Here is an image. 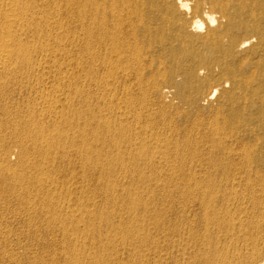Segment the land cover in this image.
Segmentation results:
<instances>
[{"label":"rangeland","instance_id":"1","mask_svg":"<svg viewBox=\"0 0 264 264\" xmlns=\"http://www.w3.org/2000/svg\"><path fill=\"white\" fill-rule=\"evenodd\" d=\"M25 1H27V0H25ZM28 1H30L29 2L30 4L31 3L36 4L39 2V0L38 1L37 0H35V1L28 0ZM96 1L99 2L100 4H102L103 2L106 3L108 0H96ZM130 1L133 4H134V2H136L139 5L141 10L144 9L148 13L153 11L156 13L160 12V13H163L165 15H168V13H170L168 11V7L174 6L173 0H144V1L143 0H136V1L130 0ZM130 1H128V2H130ZM217 1L218 0H216V1H214V0H189L191 9L196 10V16L199 17V19H202V13L203 12L209 11V12H214L220 18V22H219V24H216V25L215 24L210 25L202 19L206 23L207 28L204 29V31L202 30L200 32L199 31L196 32V30H194L193 32H191V36L186 38V41H185L186 43H181L177 40V36H178V34H177L178 28L177 27L180 25L179 20L182 18V15L180 14L181 12H179L175 7H174L175 10L171 12V17L169 18L170 19L169 28L165 32L168 36L164 40L163 43H161L160 39L151 40L147 36H145V37L142 36L140 38L141 40L137 44V45H139L137 47L138 56H139V53L141 52L140 57H139L140 60L143 62L145 61V63L148 64L151 62L150 60L152 57V59H153L152 61H154L153 67L151 69L147 68L145 74L149 73V75H150V70L162 71V72L167 71V77H166L167 81L166 82L162 81L163 83L161 82V87L162 88H168L171 91V96H169L168 98H163L157 92L155 93V92L148 91V89L146 87H145V89L147 91H145V92L139 91L140 92L139 93L138 91H136V90H140V88L138 87L139 85H137V89L133 88V91L131 93V96L134 93L136 95V96L133 95L131 97L133 99V101H131L132 104L136 102L135 103L136 105L134 104L135 109H137L136 113H135V115L131 114V116H129L128 119H122V120H120L121 118L119 117L120 116L119 112L124 111L125 106H127V105H121L120 101L118 99L122 95V94H120L122 92L120 90H122V88L124 89V87H123L124 85H122L123 83H125V81H123L124 79L121 76L119 77L118 75H115V74H113L114 76L111 75L110 78L107 77V75L105 76L103 71H100V68L98 67L99 64H96V68H95V66H94L95 63L92 62L93 60H91V61L88 60V62L87 61L84 62V65H82V66L85 67V69L83 67H81L83 69H81L79 67H78V69L77 68L75 69V67H74L75 63L80 58V56L85 54V53H81V48L79 47L80 43L78 42V39L76 37V35L79 36V34H78L79 31L78 30L75 31L77 29V28H75V26L77 27L76 17H77V14L79 13V7L77 5H75L74 7L70 6V8L68 9V5L65 3V0H56V1H50V2L46 1L45 7H43L44 10L40 11L39 15L34 16L35 18H33V19L31 18L32 16L29 17V20H30V21L28 20L29 22L35 20L32 23L33 24L32 26L34 28L31 27L32 29L31 28L30 29L28 28L29 30L27 29V31H28L27 36L24 39L26 42L28 41V44L30 45V43L32 44L31 41H33V39L36 38V39H34L35 44L33 43L31 45V47L32 48L34 47V49H30L31 47L28 45L30 47L29 49L31 51L36 50L35 51V53H36L37 51L39 52L40 50H42L44 48V46H47V48L49 49V52L52 54V59H51L50 64L47 66V68L44 69V71L35 73V77L32 80L30 77L31 75L27 76V72L30 71L31 68L29 69L24 64L20 65L21 69L24 67L22 69L23 71L26 68L25 71H27V72L24 75H20V74H17V76L13 75V74L10 75V73H7L6 71L3 72V70H0V74H1L0 75V139H1L0 140V144H1L0 145V147H1L0 148V153H1L0 158L2 157L0 159V161H1L0 166L3 169L2 171L0 169V264H68V263L70 264L72 262H73V264H75V263L76 264H89V260H90L91 264H101V262H102V264H164L163 249L165 247V239H164L162 234L164 232L165 222L162 218L163 217L162 212L164 209V207H163L164 203L162 200L163 198H161V196H162L161 193H163V190L161 188H163L165 183H167V182L164 183V181H166V179L169 178V180H170V176H172L174 174L175 175L180 174V176L185 175V176H191V177H192V175H193V177H195L197 175L196 177L209 178L211 176L210 178H213V177L214 178L215 177L216 178H219V177L223 178L224 173H226L228 175V173H227L228 171H229V174L231 173V175H233L235 172H232V171H235V169L237 171L236 173L238 175H240V174H242L241 173L242 169L239 167V169H240L239 170L237 168L238 165L239 166H243V164H244V166L247 165L246 164L247 162L245 160L246 158L245 159L242 158L243 160L241 161V159L238 156L239 154H241L240 151H242L244 149L242 147H245V149L248 150L250 156H253L250 158H252L254 161H252V159L249 158L251 161V162L249 161L251 163L250 166L252 165V162H253L252 168L250 167L253 171V174H255V172L258 171V172H261L262 175H264V153H263L264 152V71H263L264 70V41L260 42L259 40H257L255 43H253V46L247 47L243 51L238 50L235 54H233L232 56H229L225 53L224 48L217 46V45L213 46V47L205 46L202 43V41L200 40V38L204 37V35L207 34L208 30H216V29H219L220 31L224 30V28L229 24L230 17L235 18V16H238V20L242 21V25H240L241 27L238 26L239 28L236 30L237 39L242 40V38H244L246 35H248V33H249L247 31L248 26L252 25V24L255 25L257 23L261 27V29H263V31H264V8H263L264 3L258 4L255 2V0H219L218 3H217ZM72 4H74V2H72ZM216 4H217V6H216ZM226 6H227V8H226ZM56 8H59L60 13L59 14L55 13L54 15L51 16L50 15L51 12L53 13V10H55ZM67 10L70 11L69 17H67L65 15V12ZM252 11L253 12L255 11L256 14L252 15ZM172 13H173V15H172ZM185 13L188 14L186 11L182 12V14H185ZM36 19H37V21H36ZM254 19H256V20H254ZM38 27L40 28L41 32L38 30L39 29ZM73 29H75V30L73 31ZM29 31L31 33H29ZM37 32L39 33V37L37 36L38 35ZM73 32H75V35ZM72 34H73V36H72ZM40 36L42 38H40ZM74 36L76 38H74ZM38 38H40V39H38ZM29 40H31V41L29 42ZM37 41L38 42L40 41V42L38 43ZM95 45H97V46H95ZM42 46H43V48L40 49V47H42ZM85 47H87L91 51L93 50L92 51L93 53L97 52L96 53L97 56H100V55L102 56L104 54V51H105L103 48H101L98 45V43L95 40H92V43L91 42L88 43V46L85 45ZM91 47H92V49H91ZM150 47H151V49H150ZM96 48H97V50H96ZM138 48H139L140 52H138L139 51ZM35 53H34V55H36ZM106 53L107 52L105 51V54ZM33 60H35V59H33ZM80 60L84 61V60H86V58L80 59ZM250 60L253 64H251L252 66H250L246 69V71H248V73L245 70H239L238 69V67L240 66L239 65L240 63L248 62ZM83 61H82V63H83ZM160 61L163 63H161ZM33 63L35 64L36 60ZM85 63H88L86 65H88L89 67H87L85 65ZM89 64L93 67H91ZM161 64H163V65L161 66ZM159 65H160V68L158 67ZM164 67H166L167 70H163ZM90 68H91V70H90ZM92 69H94V70L96 69V70L94 71ZM253 69H255L256 72ZM84 70L85 71L87 70L89 72L92 71V72L87 74ZM253 71H254V73H252ZM232 72H234L236 74L235 77L232 74ZM72 73L75 74V79H78V80H76L74 82L72 89H70L71 88L70 84L72 83L70 81V77H71ZM189 73H191V74H189ZM92 74H94V76ZM252 74L253 75L256 74V75L253 77ZM25 75H26V77H25ZM76 76H77V78H76ZM117 76H118V79H116ZM250 76L252 79L250 78ZM106 77L109 78V80ZM114 77H116V78H114ZM156 77H158V76H156ZM29 78H30V80H29ZM243 78H248L249 81H252L248 87H243L245 85L243 83L240 87L234 84L235 81H237L239 79L241 80ZM161 79L162 78H160V80ZM94 80H95V82H94ZM146 81L147 82H145V83L148 85V80H146ZM97 82H99V83H97ZM221 83H222L223 88L220 90L219 94L215 97V99H213L211 102H208V103L202 101L204 95L209 91L212 84L214 85V84H221ZM104 84L105 85L108 84V85H106V88H105ZM119 86H120V88H119ZM125 86H126V84H125ZM107 87L110 90L107 89ZM40 89L41 90L43 89L45 94H48L47 92H49V94L51 95L50 96L51 101L54 102L55 106H59V110L62 111L60 114H58L56 116H55V114H52L53 116L48 115V114H50L47 112V110H48L47 106L49 105V103H47L45 105L43 103V101L41 100V98H39L37 91ZM69 90H71V91L69 92ZM82 90L84 92H82ZM112 90L117 95L113 94L114 95L113 96ZM55 94L57 97L55 96ZM74 95H76V96H74ZM84 97H85V99H84ZM114 97H115V99H113V101L115 100L116 103H114L111 99ZM70 98H72V100L75 102L74 106L76 105L75 107H77V108L74 107L72 109V111L68 112L69 111L68 106H69V102H70L69 99ZM101 98L103 99L102 102H101ZM151 98H153L154 103H151L153 101L149 102L150 100H152ZM162 98H163V101H162ZM146 100L149 104L144 103V102H146ZM84 101H85V103H84ZM111 101L113 103H111ZM159 102H163V103H161V105H160ZM245 102H246V104H245ZM141 103H143L144 105ZM162 104H164V105H162ZM145 105H149V106H146L147 107L146 109H148V107L150 108L147 110V113L145 112L146 111L145 108H142V106L145 107ZM201 105H202V107H201ZM80 106H81V108H80ZM115 106H116V108H115ZM120 106H121V108H120ZM137 106H138V108H137ZM161 106L163 109L165 108V110H162V112H160ZM79 108L81 111L79 110ZM119 108H120V110H119ZM151 108H152V111H151ZM74 109H75V111H74ZM157 109L160 111L158 112ZM240 109L242 110V112ZM93 110H94L95 114H94ZM215 110H216V112H215ZM79 111L82 114H80ZM116 111H118V112H116ZM148 111L149 112L151 111L150 113H152V116ZM177 111L179 112V115H178ZM73 112H75V113H73ZM142 112H143V114H142ZM137 113L139 116L136 117ZM216 113H217V115H216ZM46 114L48 115V118H47ZM71 114H73V116H76L75 118H76V120L78 119L77 120L78 123L75 122L76 120H75V118H73V116ZM115 114L117 116L118 115L119 116L115 117L116 116ZM147 114H148V117H145V115L147 116ZM79 115H81L79 118H81L82 116L84 118L82 117L81 119H79L77 117ZM143 115H144V119H143L144 121H142L143 123H141V122H139V120L140 121L142 120ZM62 116H63V118H62V120H60ZM97 116H99L100 118ZM132 116H133V118H135V117L136 118L140 117V118L135 119L136 120L135 121L132 118ZM150 116H151V121H150V119H148V118H150ZM210 116H211V118H210ZM217 116H218V118L221 116L220 117L221 119L219 118L220 120H218ZM67 117L68 118L70 117L71 119H73V121L75 123L80 124L79 127L76 124V126L78 127L77 128L75 126V123L72 122L73 125H71V126H72V128L74 127L75 131L79 128L81 129V127H82L81 130L85 129L84 135H86L89 132L87 135H90L89 136L90 140H89L88 136L86 135L87 139L83 137L82 140L79 139L80 140L79 142H82V141L85 142L86 140H89L88 141L89 143L95 144L94 146H93V144H91L93 147H95L94 149L91 148L90 146L88 147V148H91L90 150H92V153L94 151L96 152L99 150L101 152V154L103 155V157H102V155L99 154L100 152L99 151L97 152L96 155L101 156L100 159L102 158L100 160L97 156L94 155L95 152L93 154L91 153L92 155H90L89 154L90 150L87 149V153H88V155H90V157L88 156L89 158L86 160L87 163H88V160H91L94 157V160L92 159L91 161H89V162H91V164L88 163V165L90 166L89 170H88V168H86L88 166V165H86L87 164L86 161L84 163L78 154L81 151V150H78L79 149V147H78L79 142H77L78 139L75 140V142L77 143L76 144L75 142L73 143L72 141H67V140H63V139L61 141L59 139L60 136L59 137L57 136L58 132H59V134L61 132L62 133L63 132L64 133L65 132L70 133L71 135L73 134V131L68 130L70 128L67 129L66 125L64 126L65 129H63V128H61V127H63V125L58 124V122L59 123L63 122L64 119H66ZM94 117L96 119H94ZM130 117L132 118L131 120H130ZM228 117H229V119H228ZM33 118L35 121H37L36 124H39V125H41V123L43 124V120H44V124L46 123L45 128L49 131L51 130V132L53 130L54 131L52 134L53 137L55 135L53 142H52L53 144L51 143L52 145H50L51 148H49V147L43 148L38 144L36 145V148L33 146H30L31 152H33L32 151L33 149H37V147H38V149L40 148V150H38V149H37L38 151L34 150L35 153L34 152L32 153V154H36V158L39 155V157H38L39 162L37 161V159H36V162H34L35 159L32 161V163L33 162H34L33 164L36 163V165L38 167L36 165L35 166L37 168H39L37 170V168L35 167L37 172H36V170H34L35 168H34L33 164H32V166L23 165V167L21 168V164H23L21 158L19 159V157L21 156V149H19V150L17 149L18 147L19 148H21V147L17 143V141H15L16 140L15 139L16 137L14 135L15 132H12V130L15 131L14 128H16V126L18 125L17 123H19V126H17V128L22 126V128H19V130L20 129L22 130L23 128L28 129L30 124H34V123H31L32 121L34 122ZM45 118H46V120H45ZM38 119H40V120L43 119V120L41 123H38ZM51 119H54V120L56 119L57 121L54 122V120L52 121ZM100 119H102L103 123L101 122ZM104 119H105V121H107V119H108V123L110 121H112L111 123H109V126H110V128L108 127L109 131L108 130L107 131L109 133L111 132L110 137H112L113 142H111L112 139H110V142H108L109 141L108 139L110 137L108 136L109 133L106 132L107 127L105 126V125H108V123L105 122V124H104ZM146 119H148L150 121V124H152V126L149 124V121H147ZM21 120H23V121L20 122ZM40 120H39V122H40ZM90 120L94 121V122L89 123ZM95 120H97V125H95L96 124ZM114 120H116V121H114ZM124 120L125 121L127 120L126 125L124 124L125 123ZM83 121L84 122L87 121V122L84 123ZM99 121H100V123H99ZM119 121H120L121 125H123V126H119L120 125ZM170 121L173 123H170ZM14 122L15 123L17 122V123L15 124ZM130 122L132 124H130ZM134 122H135V124H134ZM145 122H146V124H145ZM195 122H196V124H194ZM199 122H200V124H199ZM213 122H215V123H213ZM23 123L26 125V127H25V125H23ZM87 123H88V125L90 124L91 127L90 126L88 127ZM201 123H202V125H201ZM209 123L212 127H213V125L215 127H217V128L214 127L217 130L220 129L219 128V126H220L222 129V133L220 132V130H221L220 129V130H218L217 137L216 136L213 137L211 132H210L211 127H210ZM226 123H228V124H226ZM54 124H56V125L54 126ZM57 124H58V126H57ZM100 124L101 125L104 124V126L102 125L103 127L102 126L101 127L103 129H105V131L101 128L100 131L97 132L99 130L98 127ZM141 124L142 125L144 124L143 125L144 128L147 127L146 125L149 124V127H147L149 129H147V130L143 129V126H142V130H144V131H142L140 129ZM169 124L171 127L170 128L171 131H169V126H168ZM173 124H175V127ZM215 124H217V125H215ZM225 124H226V128H225ZM230 124H232V125L230 126ZM92 125H94V126H92ZM131 125H132V127H131ZM136 125H138V126H136ZM234 125H236L237 127ZM239 125H240V127H239ZM7 126H9V127H7ZM47 126H48V128H47ZM53 126L55 127V129ZM113 126H115V127H113ZM126 126H128V127H126ZM165 126L168 128H166ZM56 127H57V129H56ZM116 127H118L119 129L121 127V129L119 130L117 128V130H116ZM231 127H233V128H231ZM255 127H256V129H255ZM124 128H126V129L128 128L129 131L127 130L125 132L124 130H126V129H124ZM154 128L158 129V131L160 130V132H162V133H159L158 131H156L157 134L154 132L156 135L152 134V137H151L150 134L153 133L151 131H155ZM192 128H194V129H192ZM198 128H199V130H198ZM58 129L59 130L62 129V131H59ZM88 129H89V131L85 133V131H87ZM94 129H95V131H94ZM110 129H112V130H110ZM131 129H133V130H131ZM135 129L136 130L138 129L137 133L140 134L139 138H138V136H136V135H138V134H136V132L133 133ZM179 129H181V130H179ZM92 130L94 131V133ZM101 130L104 131L106 134H103L104 132H102ZM113 130L114 131L116 130L117 132H119V134L117 132L115 133ZM187 130H189V132ZM140 131H142V132H140ZM166 131H168V132H166ZM190 131H191V133H190ZM231 131L233 133H231ZM127 132H129V133H127ZM146 132H147V134H146ZM170 132H172V133H170ZM175 132H176V134H175ZM177 132L178 133L180 132L179 133L180 136L178 137L179 140L177 139V136H178ZM207 132H208V134L209 133L210 134L208 135ZM227 132H229L228 135L230 134L231 140H230V137H227L228 135L225 134ZM25 133L27 136H30V137H32L34 135V133H32V134H29L28 132H25ZM121 133H122V135L120 136ZM131 133H133L132 134L133 136L130 135ZM141 133L142 134L144 133L143 137H142ZM164 133H166V134L169 133V136L164 134ZM173 133H174V135H173ZM185 133H186V135H185ZM261 133H262V135H261ZM99 134H100V136H99ZM116 134H117V136H116ZM124 134H126V135H124ZM134 134H136V135L134 136ZM159 134L160 135L164 134L165 137H161ZM170 134H172V135H170ZM235 134L237 136H240V137L236 136V138H235ZM91 135L94 139H97L96 137L99 136L100 140H98V142L96 143V140H94L91 137ZM96 135H98V136H96ZM105 135H107L106 136L107 138L104 139L103 137H105ZM112 135L115 136V138H113ZM157 135H158V137H156ZM175 135H177V136L175 137ZM9 136L10 137L12 136V137L10 138ZM123 136H125L126 139L130 140V137L132 139L129 142V140L124 139ZM153 136H154V138H153ZM166 136L169 137V139L172 136H174V137H172L169 140L170 141L169 142L168 138H166ZM182 136H184V137H182ZM4 137H7L6 140L7 141L9 140L10 144L6 143L7 141L4 140L5 139ZM56 137H58L57 139H59V142L56 139ZM76 137H78V136H76ZM117 137H119V138H117ZM135 137L138 138L140 143L138 142L137 138L135 140ZM146 137L147 138L150 137V139H155V137L160 138L163 143L159 146L154 145L156 141H152V140L149 141V138L147 139ZM181 137L184 139L183 140L184 142L181 141L182 140ZM205 137L207 139H205ZM208 137L209 138L211 137V140ZM215 137H216V139H215ZM173 138L176 139V142L178 140V143H180L178 145V147H177V145H175L176 144L175 139L173 142ZM185 138H186V140H185ZM196 138H199V139H196ZM218 138H220L219 141L217 140ZM226 138H227V140H226ZM13 139H15V140H13ZM119 139H120V141H119ZM164 139L165 140L167 139L165 141V143L167 142V146H166L167 148L164 147L163 148L164 150H163L162 146L166 145L164 143ZM202 139L204 141L206 140L207 144L205 142L202 143V141H203ZM222 139H223V141H226V143H224L223 141L221 142ZM245 139L247 141H245ZM134 140L136 143L134 142ZM194 140H196V141H194ZM200 140H202V141L200 142ZM232 140H234V141H232ZM235 140H237L238 143H236L237 141H235ZM12 141H15V142H12ZM100 141H104V143L108 142L109 144L107 143V146L109 145L110 147L105 146L106 143H105V145H103L102 144L103 142H101L100 146L96 145L98 143L100 144ZM121 141H123L125 143H123ZM127 141H128V143L126 144ZM144 141H146V142H144ZM151 141H152V143H151ZM190 141H192L191 145H190ZM197 141H199V142H197ZM209 141H211V142H209ZM227 141H228V144L231 141L230 146L232 144H234L232 142H235L236 145L235 144L232 145L233 149H234V146L237 147L238 149L235 148L233 151L232 146H231V148H230V146H227L228 145ZM117 142H118V146H116ZM186 142H188V143L186 144ZM213 142H215L216 145L218 143V148H215V151H214L213 146H212ZM241 142H243V143H241ZM254 142H255V144H254ZM54 143L56 145H54ZM120 143L125 144V145H123L121 147ZM129 143H131V145L132 144L133 145L130 147ZM142 143H145V144H142ZM168 143H169V145H168ZM171 143L173 144V146L175 145L174 146L175 150L172 149L173 146H171ZM209 143L211 146H209ZM15 144H17L18 146L16 145L17 146L16 147ZM135 144H137V145H135ZM139 144H141V145H139ZM152 144L154 145V149L157 147V149L155 150V151H157L156 153L152 147L153 146ZM224 144H226V146ZM241 144L242 145L245 144V145L242 146ZM126 145H128V147ZM149 145H151L150 147L153 150L151 148H149ZM189 145L192 149L189 147ZM196 145H198V146H196ZM207 145H208V147H207ZM114 146H116V147H114ZM96 147L98 148V150ZM102 147H105L102 149L104 152L102 150H100V148H102ZM129 147L132 149L131 153L132 154L134 153L133 156L131 154H126V153H130V151H128V150H130ZM135 147L139 150V152H138L139 154L137 153V149H135ZM168 147L171 148L173 151L170 149L168 150ZM181 147L182 148L184 147V150L181 149ZM188 147L190 149H188ZM220 147H222V148L228 147L229 151L232 149V151L234 153V154L232 153V155H234V157L232 155L227 156V155H229L227 153H224V155H222L221 149L219 150ZM256 147H257V149H256ZM42 148L45 151H43ZM133 148L136 151H133L134 150ZM144 148H146V149H144ZM147 148H149V149H147ZM176 148H179V149H177L179 151L178 153L181 152V154H182L183 153L182 151H184L183 154H185V156H183V154H182V156H181V154H179L178 158L173 157L174 159H171L172 158L171 154H174L172 152H176ZM205 148H208V149L210 148L213 153L210 152V149L207 151V149L205 150ZM240 148H242V150H240ZM252 148H253V151L251 150ZM117 149H118V151H117ZM165 149H167L168 151L166 152ZM194 149L195 150L197 149L198 151L196 152V151H194ZM202 149L205 151H202ZM217 149L219 150L220 153H218ZM112 150H113V152H112ZM145 150H147V151L145 152ZM150 150L152 151V153L148 152ZM188 150H190V151H188ZM235 150L237 152H239V154ZM238 150H240V151H238ZM19 151H20V153H19ZM39 151H41V153ZM120 151H121V153H120ZM140 151H142V152L140 153ZM170 151H171V154H170L171 158L168 157L169 156L168 154L170 153ZM199 151H200V153L202 152L201 155H203L202 159H204L205 164H204V162L203 163L201 162V161H203L202 159H200L201 155L199 156L200 158L198 157V155L200 154ZM206 151H207V153L210 152L211 155L205 154ZM38 152H39V154L37 155ZM144 152L147 154L145 155ZM158 152L162 157L158 154ZM164 152H166V153H164ZM3 153H5V155ZM153 153H154V155H152ZM191 153H193L194 157H196V155H197V159L196 158H194V159H196L197 161L199 159L198 162L199 163L201 162L204 165L201 164L200 165L201 167H200L198 162L195 161L194 159L193 160L196 163L194 162V164H193L192 159L189 160L192 157ZM235 153H237L236 155L238 157L235 156ZM46 154H48V155H46ZM142 154L145 155V157L144 156L140 157V155H142ZM150 154L152 155L153 159L151 158ZM155 154H156V157H155ZM164 154L165 155L167 154V155L165 156ZM213 154H214V157H213ZM110 155H112V156H110ZM119 155H120V157H119ZM127 155L130 156V158L132 157V159H130ZM220 155L222 157H219ZM146 156L148 158H150V160H148V158ZM159 156L162 158V160L163 159L164 160L163 161L160 160ZM163 156L166 159L163 158ZM206 156H207V158H206ZM215 156H217L218 158L216 159ZM96 157L99 159V161L97 160V162L101 161L100 162V164L102 165V166L100 165V169L102 168L101 170H99L98 165L95 166L97 164V162H95ZM231 157L233 158V160L231 159ZM106 158H108V159H106ZM145 158H147V159H145ZM167 158H168V160H167ZM205 158L206 159L209 158L208 160H210V161L206 160ZM220 158H224V159H220ZM234 158H235V160H234ZM2 159L4 160V162L2 161ZM115 159H117V161ZM134 159H139L140 163L137 160H135V161H137V164L135 162H132V161H134ZM143 159H145V162H143L144 161ZM229 159H231L230 161H232V162H229ZM147 160H148V162L149 161H151V162L147 163ZM173 160H175L176 162L173 163L174 162ZM221 160L222 161L225 160V161H223V163H222ZM181 161H182V163H181ZM184 161H186V162H184ZM190 161H192V163ZM206 161H208L207 166H205ZM218 161L221 162V166H220V163H218ZM226 161H227V163H224ZM37 162H38V164H37ZM93 162L95 164H93ZM152 162L154 163V165ZM233 162H235V163L233 164ZM124 163H126V164H125V167L123 168ZM161 163H163V164H161ZM230 163H232V164L230 165ZM8 164L11 166H8ZM42 164H45V167ZM138 164L139 165L145 164L144 167H146V166L147 167L144 168L142 166H139ZM148 164L149 165L151 164L150 165L151 167ZM210 164L212 165V167H210L211 166ZM235 164H236V167H235ZM2 165H4L5 167ZM39 165H40V167H39ZM84 165H86V167ZM152 165H153V168L155 167V165L157 168L155 167L153 169ZM175 165H178V166L175 167ZM213 165H215L214 168H213ZM6 166L9 167L10 170L14 167L13 171L12 170L10 171V173H9L10 175L8 174V171H6V169H7ZM104 166H105V168H104ZM128 166L131 167L130 169L132 171L129 168H127ZM197 166L200 167L201 169L200 168L198 169ZM216 166L218 169H216ZM219 166H220V168L222 166L223 167L229 166L231 168V166H232L234 169L231 168V172H230V168H229V170L225 172V171H222L224 168L221 170L219 168ZM18 167H20L21 169ZM27 167L28 168L32 167V168H30V170H29ZM92 167H93L94 171L92 170ZM115 167H117V168L115 169ZM133 167H134L135 172L132 169ZM148 167H150V168H148ZM174 167L177 170L174 169ZM208 167H210L209 169L213 170L214 172L213 171L211 172V170H209ZM108 168L109 169L111 168L110 169L111 173L107 172ZM136 168L138 169L137 171H142L143 169L145 170V171H142L143 172L142 176H144V177L141 176L142 179H141V177L140 178L138 177V175L140 173L142 174V172H138L136 174V172H137ZM147 168L151 169V170H147ZM90 169H91L92 173L90 172ZM195 169L197 171H195ZM202 169L203 170L205 169L206 172H207V170H209L210 172L208 171L206 174H204L205 171H203ZM225 169L227 170L228 167L227 168L225 167ZM237 169L241 172L238 173L239 171ZM23 170H24V172H23ZM26 170L27 171L29 170V172L27 173ZM102 170L105 171V173L106 172L107 173L105 174L103 172L105 174L104 175L102 173ZM112 170L113 171L115 170L114 172H117V173L116 174L113 173V174H115V175H113ZM127 170H130V172L128 173ZM174 170H176V171H174ZM32 171H35V172H32ZM148 171H149V174H148ZM153 171H155V172H153ZM183 171L185 172V174ZM186 171L189 172L190 175H188V173ZM200 171L205 176H202V174L200 175ZM88 172H89V174H88ZM144 172H146V173H144ZM100 173L103 174L104 179H103L102 175H100ZM134 173H135V175H134ZM176 173H178V174H176ZM213 173L214 174L216 173V175L213 176ZM19 174H20V178H19L20 181L18 180ZM26 174H27L28 178H29V176L31 179L33 177L34 178V179H32L33 181L29 178V180H31V182L29 183L28 182L29 180L26 179L27 177L25 178ZM28 174H30V175H28ZM109 174L110 175L112 174L114 177L111 176V178H109L107 176ZM221 175H223V176H221ZM227 175H225L226 178L232 177L231 175L229 177H227ZM15 176L17 177V179ZM99 177L101 179H99ZM14 178H15V180H14ZM8 179H10V180H8ZM23 179H24V182H23ZM98 179L101 180L102 182L99 181ZM169 180H167V181H169ZM9 181H11V182H9ZM103 181H104V183H103ZM107 181H108V183L110 181L111 187L107 183V185H108V188H107V185H106ZM22 182H23V184H22ZM97 182H101V183L105 184L104 185L105 187L103 186V184L101 186L104 188L100 187L99 185L101 183L99 184ZM27 183L30 186V188H29V186L27 187L25 185ZM3 184H4V186H3ZM112 184L115 186V187L113 186L115 191L112 188ZM15 185H16V187H15ZM97 186H98V188H97ZM100 188H102L103 190H101ZM97 189L98 190L100 189L101 191L99 190V192H98ZM108 189H110V190H108ZM117 189H118V192H117ZM12 190L14 191V193ZM19 191H20V193H19ZM105 191H109L110 194L108 192H107L108 194L104 193ZM114 193H115V197H113L114 195H112ZM136 194H137V197H136ZM116 195L120 198H117ZM138 196L140 197L141 200L139 199ZM112 198L118 199V200L115 199V200H117V201H115L116 203L113 202ZM134 198H135V200H134ZM107 200H108V202H110V205H108L109 203L107 202ZM136 200H138V204L140 205V208L137 206L138 204L136 203L137 202ZM111 201L114 204L111 203ZM130 201L133 203V205L129 204V203H131ZM141 201H142V203H139ZM128 204L131 208L128 206ZM134 204L136 205V207ZM118 205H120V206H118ZM160 210H161V212H160ZM107 213H108V215H107ZM109 213H110V216H109ZM133 215H136V216L133 217ZM107 216H108V218L106 219L105 217H107ZM133 218H136V219L141 218V220L139 219L136 221V219H135L133 221ZM160 218H162V219L159 220ZM142 220H144V222H142ZM158 220H159V222H158ZM91 229L97 230V232H96L97 234ZM92 231L94 234H92ZM137 233H138V235H140L139 236L140 238L137 237L138 236ZM160 235H162V236L160 237ZM134 238L135 239L137 238L138 240L136 239V241H135ZM66 245L68 247H66ZM123 246L125 247V249ZM127 248H128V250H127ZM155 252L158 253V255L155 254ZM147 253H148V256H147ZM6 256H8L7 258H11L12 260L6 259ZM96 257H97V259H96ZM147 257H149L148 258L149 260L147 259ZM77 259H80L79 262L76 261ZM82 259H85V261ZM93 260L95 261V263ZM82 261H84V263ZM92 261H93V263H92Z\"/></svg>","mask_w":264,"mask_h":264},{"label":"bare ground","instance_id":"2","mask_svg":"<svg viewBox=\"0 0 264 264\" xmlns=\"http://www.w3.org/2000/svg\"><path fill=\"white\" fill-rule=\"evenodd\" d=\"M33 1H35V0H33ZM38 1V0H37ZM36 1V2H37ZM46 1H56V0H39V2L38 3H36V4H33V3H29L30 1H25V0H0V70H3V72L4 71H6L7 73H10V75L11 74H13V75H16L17 76V74H20V75H24L27 71H25V69H24V71L21 69V64H24L25 66H27L29 69H30V71H28L27 72V76H30L31 77V80L35 77V73L36 72H42V71H44V69L45 68H47V66L50 64V62H51V59H52V54L49 52V49L47 48V46H44V48H43V46L42 47H40V49H42V50H40L39 52L37 51L36 53H35V51L34 50H30V49H34V47L32 48L31 47V45L34 43V39H36V38H34L33 39V41H31V40H29V42L31 41L32 42V44L30 43V45L28 44V41L26 42L25 41V37L27 36V29L29 28H31V27H33L32 25V23H33V21H35V20H33V21H31V22H29L30 20H29V17L30 16H32L31 18L33 19V18H35L34 16H36V15H39V13H40V11H42V10H44V8L43 7H45V2ZM121 0H108L106 3H102V4H100L99 2H97L96 0H65V3L68 5V9L70 8V6L71 7H74L75 5H77L78 7H79V13L77 14V17H76V19H77V27L75 26V28H77L76 30L75 29H73V31L75 30V31H79V36H77L76 35V37H77V39H78V42L80 43V45H79V47L81 48V53H85V54H83V55H81L80 56V58L77 60V62L75 63V69L77 68L78 69V67L79 68H81V67H83L82 65H84V62L85 61H87L88 62V60H93L92 62H94L95 63V68H96V64H99L98 65V67L100 68V71H103V73H104V75L106 76L107 75V77H109L110 78V76L111 75H113V74H115V75H118L119 77L121 76L124 80L123 81H125V83H123L122 85H124L123 87H124V89L122 88V90H120L119 88H120V86H119V90L120 91H122L120 94H122L121 95V97L118 99L117 97V99L120 101V104L121 105H127V106H125V110L124 111H121V112H119V117L121 118H119L120 120H122V119H128L129 118V116H131V114L133 115H135V113H136V110L137 109H135V103H133L132 104V102L131 101H133V99L131 98L133 95H135V93L131 96V93H132V91H133V88L135 89H137V85H139L138 87L140 88V90H136V91H141V92H145V91H147L146 89H145V87L148 89V91H150V92H157L160 96H162L163 98H168L169 96H171V91L168 89V88H162L161 87V82L162 81H164V82H166L167 80V71H164V72H162V71H154V70H150V75H149V73L148 74H145L146 73V70H147V68H152L153 67V64H154V61H152L153 59H152V57H151V62L150 63H148V64H146L145 63V61L143 62V61H141L140 60V50H139V48H138V52H140L139 53V56H138V54H137V47L139 46V45H137L139 42H140V38L143 36V37H145V36H147L148 38H150L151 40H154V39H160V41H161V43H163L164 42V40L167 38V34L165 33L166 31H167V29L169 28V23H170V17H171V12L172 11H174L175 10V8L179 11V12H181L180 14L182 15V18L179 20V22H180V25L177 27L178 28V36H177V40L179 41V42H181V43H186L185 41H186V38L187 37H190L191 36V32H193L194 30H196V32H200V31H204V29H206L207 27H206V23L205 22H207L208 24H210V25H216V24H219V22H220V18L214 13V12H209V11H205V12H203L202 13V19L205 21H203L202 19H199V17H197L196 16V10H192L191 9V7H190V3H189V0H173V4H174V6H170V7H168V11L170 12V13H168V15H165V14H163V13H156V12H153V11H151V12H146L144 9H140V7H139V5L136 3V2H134V4L130 1V0H122L121 2H120ZM128 1H130V2H128ZM134 1H136V0H134ZM144 1V0H143ZM214 1H216V0H214ZM219 1V0H218ZM218 1H217V3H218ZM72 2H74V4H72ZM194 2V1H193ZM255 2L256 3H258V4H263L264 3V1L263 0H255ZM136 3V4H135ZM201 3V2H200ZM49 4V3H48ZM47 4V5H48ZM198 4V3H197ZM223 4V3H222ZM254 4V3H253ZM198 6V5H197ZM216 6H217V4H216ZM241 6V5H240ZM255 6V5H254ZM175 7V8H174ZM221 7V6H220ZM226 8H227V6H226ZM263 8H264V5H263ZM245 10V9H244ZM187 12L188 14H182V12ZM191 11V12H190ZM51 12V11H50ZM49 12V13H50ZM69 10H67L66 12H65V15L67 16V17H69ZM222 12V11H221ZM55 13H60V10H59V8H56L55 10H53V13L51 12V16L52 15H54ZM254 14H256L255 13V11L253 12L252 11V15H254ZM172 15H173V13H172ZM221 15V14H220ZM177 16V15H176ZM254 17V16H253ZM37 18V17H36ZM65 18V17H64ZM175 18V17H174ZM180 18V17H179ZM31 19V20H32ZM75 19V20H76ZM29 20V21H28ZM254 20H256V19H254ZM36 21H37V19H36ZM223 21V20H222ZM36 23V22H35ZM34 23V24H35ZM240 25H242V21H240V20H238V16H235V18L233 17H230V20H229V24L224 28V30H222V31H220L219 29H216V30H208L207 31V34L206 35H204V37H202V38H200V40L202 41V43L205 45V46H209V47H213V46H220V47H222V48H224V50H225V53L227 54V55H229V56H232L233 54H235L238 50L239 51H243V50H245L247 47H251V46H253V43H255L257 40H259L260 42H263L264 41V31H263V29H261V27L256 23L255 25H249L248 26V29H247V31L249 32L248 33V35H246L244 38H242V40H239V39H237V37H236V30L239 28L238 26H240ZM223 26V25H222ZM241 27V26H240ZM34 28V27H33ZM39 28V27H38ZM28 29V30H29ZM32 29V28H31ZM210 29V28H209ZM34 30V29H33ZM39 31H40V28L38 29ZM37 30V31H38ZM170 30V29H169ZM31 31V30H30ZM29 31V33H31ZM41 32V31H40ZM36 33V32H35ZM38 33V32H37ZM72 33V32H71ZM74 33V35H75V32H73ZM43 34V33H42ZM34 35V34H33ZM32 35V36H33ZM37 35V34H36ZM41 35V34H40ZM239 35V34H238ZM38 37H39V33H38V35H37ZM36 36V37H37ZM72 36H73V34H72ZM75 36H74V38H76ZM164 37V38H163ZM32 38V37H31ZM40 38H42L41 36H40ZM40 38H38V39H40ZM62 38V37H61ZM28 39V38H27ZM30 39V38H29ZM92 40H95L97 43H98V45L101 47V48H103L107 53L105 54V51H104V54L101 56H97V52L95 53H93L90 49H88L87 47H85V45H87L88 46V43H92ZM41 41V40H40ZM39 41V42H40ZM144 41V40H143ZM38 42V41H37ZM38 42V43H39ZM94 42V41H93ZM35 44V43H34ZM82 44V45H81ZM257 44V43H256ZM31 47H29V46ZM92 45V44H91ZM34 46V45H33ZM95 46H97V45H95ZM30 48V49H29ZM87 48V49H86ZM146 48V47H145ZM91 49H92V47H91ZM150 49H151V47H150ZM38 50V49H37ZM96 50H97V48H96ZM259 52V51H258ZM34 53L36 54V55H34ZM260 53V52H259ZM258 53V54H259ZM148 55V54H147ZM37 57V58H36ZM84 58H86V60H80V59H84ZM148 58V57H147ZM259 58V57H258ZM33 59H35L36 60V63L34 64L33 62L35 61V60H33ZM257 59V58H256ZM38 60V61H37ZM82 61H83V63H82ZM165 61V60H164ZM161 62V61H160ZM234 62V61H233ZM91 63V62H90ZM161 63H163V62H161ZM228 63V62H227ZM86 64H88V63H85V65ZM231 64V63H230ZM251 64H253L252 62H251V60L250 61H248V62H242V63H240L239 65V67H238V69L239 70H245L246 71V69L248 68V67H250V66H252ZM90 65V64H89ZM163 64H161V66H162ZM87 67H89L88 65H86ZM91 66V65H90ZM235 66V65H234ZM91 67H93V66H91ZM159 68H160V65L158 66ZM84 69H85V67H83ZM83 68H81V69H83ZM166 67H164V69L163 70H167V68L165 69ZM254 68V67H253ZM89 69V68H88ZM87 69V70H88ZM256 69V68H255ZM255 69H253V70H255ZM28 70V69H27ZM85 71L87 74H89V73H91V72H89V71ZM90 70H91V68H90ZM92 70H94V69H92ZM96 70V69H95ZM94 70V71H95ZM99 70V69H98ZM158 70V69H157ZM257 70V69H256ZM256 70H255V72H256ZM83 71V70H82ZM252 71V70H251ZM264 71V70H263ZM2 72V71H1ZM84 72V73H85ZM203 72V71H202ZM247 73H248V71H246ZM62 73V72H61ZM98 73V72H97ZM166 73V74H165ZM252 73H254V71L252 72ZM189 74H191V73H189ZM232 74L234 75V77H235V73L234 72H232ZM1 75V74H0ZM93 76H94V74H92ZM246 75V74H245ZM250 75V74H249ZM253 75V74H252ZM251 75V76H252ZM256 75V74H255ZM255 75H253V77L255 76ZM114 76V75H113ZM118 76H117V78L116 77H114V78H116V79H118ZM151 78H150V77ZM156 76H158V77H156ZM251 76H250V78H251ZM25 77H26V75H25ZM106 77V78H107ZM28 78V77H27ZM76 78H77V76H76ZM109 78H107L108 80H109ZM112 78V77H111ZM148 78V79H147ZM153 78V79H152ZM160 78H162L161 80H160ZM249 78V77H248ZM248 78H243V79H239V80H237V81H235V85H237V86H241L242 85V83L243 84H245L243 87H248L249 85H250V83L252 82V81H249L248 80ZM249 78V79H250ZM97 79V78H96ZM103 79V78H102ZM101 79V80H102ZM115 79V80H116ZM252 79V78H251ZM29 80H30V78H29ZM76 80H78V79H75V74L74 73H72L71 74V77H70V81L72 82H70L71 84V88L70 89H72V87H73V85H74V82L76 81ZM92 80V79H91ZM120 80V79H119ZM146 80H148V85L145 83V82H147ZM98 81V80H97ZM114 81V80H113ZM118 81V80H117ZM94 82H95V80H94ZM107 82V81H106ZM109 82V81H108ZM77 83V82H76ZM97 83H99V82H97ZM163 83V82H162ZM229 83V82H228ZM125 84H126V86H125ZM130 84V85H129ZM146 84V85H145ZM105 85V84H104ZM106 85H108V84H106ZM106 85H105V88H106ZM115 85V84H114ZM128 85V86H127ZM227 85V84H226ZM211 86V85H210ZM228 86V85H227ZM97 87V86H96ZM109 87V86H108ZM107 87V89H109ZM101 88V87H100ZM111 88V87H110ZM138 88V89H139ZM223 87H222V83L221 84H212V86L210 87V89H209V91L204 95V97H203V99H202V101H204V102H211L213 99H215V97L219 94V92H220V90L222 89ZM117 89V88H116ZM168 89V90H167ZM104 90V89H103ZM106 90V89H105ZM110 90V89H109ZM71 90H69V92H70ZM82 92H84L83 90H82ZM81 92V93H82ZM111 92V91H110ZM117 92V91H116ZM37 93H38V95H39V98H41V100L43 101V103L46 105L47 103H49V105L47 106L48 107V110H47V112L48 113H50V114H48V115H52V114H55V116L56 115H58V114H60L62 111H60L59 110V106H55V104H54V102H52L51 101V99H50V94H49V92H47L48 94H45L44 93V90L42 89H40V90H38L37 91ZM57 93V92H56ZM99 93V92H98ZM119 93V92H118ZM140 93V92H139ZM73 94V93H72ZM76 94V93H75ZM83 94V93H82ZM81 94V95H82ZM85 94V93H84ZM105 94V93H104ZM113 94H116L113 90H112V95ZM137 94V93H136ZM143 94V93H142ZM96 95V94H95ZM111 95V96H112ZM117 95V94H116ZM145 95V94H144ZM55 96H56V94H55ZM54 96V97H55ZM73 96V95H72ZM74 96H76V95H74ZM83 96V95H82ZM114 96V95H113ZM112 96V97H113ZM136 96V95H135ZM134 96V97H135ZM143 96V95H142ZM150 96V95H149ZM152 96V95H151ZM57 97V96H56ZM99 97V96H98ZM133 97V98H134ZM245 97V96H244ZM74 98V97H73ZM104 98V97H103ZM107 98V97H106ZM163 98H162V101H163ZM84 99H85V97H84ZM99 99V98H98ZM112 99V101H113V99H115V97L114 98H111ZM110 99V100H111ZM137 99V98H136ZM152 100H148L149 102H151V101H153V98H151ZM161 99V98H160ZM243 99V98H242ZM37 100V99H36ZM70 100V102H69V106H68V112H70V111H72V109L76 106H74V104H75V102L72 100V98H70L69 99ZM102 98H101V102H102ZM83 101V100H82ZM111 101V103H116L115 102V100L112 102ZM247 101V100H246ZM74 102V103H73ZM89 102V101H88ZM143 102V101H142ZM83 103V102H82ZM84 103H85V101H84ZM98 103V102H97ZM138 103V102H137ZM144 103H148L147 102V100H146V102H144ZM151 103H154V101L153 102H151ZM160 103V105H161V103H163V102H159ZM222 103V102H221ZM87 104V103H86ZM118 104V103H117ZM135 104V105H134ZM141 104H143V103H141ZM149 104V103H148ZM206 104V103H205ZM204 104V105H205ZM245 104H246V102H245ZM100 105V104H99ZM108 105V104H107ZM144 105V104H143ZM162 105H164V104H162ZM239 105V104H238ZM129 106V107H128ZM146 106H149V105H145V107H143L142 106V108H145V112L147 113V110L148 109H150L149 107H148V109H146L147 107ZM127 107V108H126ZM151 107V106H150ZM201 107H202V105H201ZM241 107V106H240ZM239 107V108H240ZM75 108H77V107H75ZM80 108H81V106H80ZM80 108H79V110H80ZM112 108V107H111ZM115 108H116V106H115ZM120 108H121V106H120ZM120 108H119V110H120ZM137 108H138V106H137ZM198 108V107H197ZM78 110V109H77ZM116 110V109H115ZM142 110V109H141ZM144 110V109H143ZM162 110H165V108L163 109L162 108V106H161V111L160 110H158L157 109V111L159 112H162ZM224 110V109H223ZM241 110V109H240ZM74 111H75V109H74ZM81 111V110H80ZM79 111V112H80ZM101 111V110H100ZM139 111V110H138ZM151 111H152V108H151ZM150 111V112H151ZM219 111V110H218ZM230 111V110H229ZM244 111V110H243ZM77 112V111H76ZM93 112H94V110H93ZM98 112V111H97ZM116 112H118V111H116ZM149 112V111H148ZM149 112V113H150ZM178 112V111H177ZM215 112H216V110H215ZM224 112V111H223ZM241 112H242V110H241ZM240 112V113H241ZM73 113H75V112H73ZM99 113V112H98ZM148 113V114H149ZM211 113V112H210ZM219 113V112H218ZM256 113V112H255ZM78 114V113H77ZM80 114H82L81 112H80ZM94 114H95V112H94ZM142 114H143V112H142ZM145 114V113H144ZM148 114H147V116L145 115V117H148ZM151 114V116H152V113H150ZM222 114V113H221ZM47 115V114H46ZM48 115H47V118H48ZM72 116H73V114H71ZM76 115V114H75ZM116 115V114H115ZM178 115H179V112H178ZM191 115V114H190ZM216 115H217V113H216ZM224 115V114H223ZM239 115V114H238ZM243 115V114H242ZM259 115V114H258ZM53 116V115H52ZM51 116V117H52ZM81 115H79V116H77L78 118L80 117ZM102 116V115H101ZM117 115L115 116V117H118ZM137 116H139L138 115V113L136 114V117ZM151 116H150V118H148V119H150V121H151ZM193 116V115H192ZM212 116V115H211ZM211 116H210V118H211ZM71 117V116H70ZM66 118V119H64V121L63 122H58V124H60V125H63V127H61V128H63V129H65L64 128V126L66 125V127H67V129L68 128H70V129H68V130H70V131H73V134L71 135L70 133H60L59 134V132L57 133V136L59 137L60 136V140L62 141V139L63 140H67V141H72L73 143L75 142V140H77L78 139V141L77 142H79L80 140H82V138L84 137V138H86V135L89 133L88 131H89V129L87 130V131H85V133L86 132H88L86 135H84V130L85 129H83V130H81L82 129V127H81V129L79 128V129H77L76 131L74 130V127L72 128V126L71 125H73V123L72 122H74L73 121V119H71V118ZM76 116H73V118H75ZM83 117V116H82ZM81 117V118H82ZM88 117V116H87ZM90 117V116H89ZM97 117H99V116H97ZM114 117V118H115ZM133 118V116H132V118L135 120V119H138V118H140V117H138V118ZM154 117V116H153ZM221 117V116H220ZM219 117V118H220ZM236 117V116H235ZM238 117V116H237ZM55 118V117H54ZM57 118V117H56ZM59 118V117H58ZM62 118H63V116L61 117V119L60 120H62ZM81 118H79V119H81ZM84 118V117H83ZM92 118V117H91ZM100 118V117H99ZM131 117H130V120L132 119ZM217 118H218V116H217ZM218 118V120H220ZM44 119V118H43ZM42 119V120H43ZM94 119H96L95 117H94ZM98 119V118H97ZM118 119V118H117ZM144 119V115H143V118H142V120L140 121L139 120V122H141V123H143L142 121H144L143 120ZM148 119H146L147 121H149ZM196 119V118H195ZM194 119V120H195ZM203 119V118H202ZM201 119V120H202ZM223 119V118H222ZM228 119H229V117H228ZM33 120H34V118H33ZM39 120L40 119H38V123H41L42 122V120H40V122H39ZM45 120H46V118H45ZM52 121L54 120V119H51ZM75 120H76V118H75ZM78 120V119H77ZM77 120L75 121V122H77ZM85 120V119H84ZM101 120V122L103 123V121H102V119H100ZM129 120V121H130ZM145 120V121H146ZM205 120V119H204ZM224 120V119H223ZM227 120V119H226ZM233 120V119H232ZM23 120H21L20 122H22ZM27 121V120H26ZM55 121H57L56 119L54 120V122ZM82 121V120H81ZM96 121V124L95 125H97V120H95ZM110 121V120H109ZM114 121H116V120H114ZM118 121V120H117ZM127 121V120H126ZM126 121L124 120V124L126 125ZM133 121V120H132ZM131 121V122H132ZM136 121V120H135ZM146 121V122H147ZM150 121H149V124H150ZM153 121V120H152ZM210 121V120H209ZM212 121V120H211ZM214 121V120H213ZM25 122V121H24ZM29 122V121H28ZM31 122V121H30ZM36 122L37 121H35L34 120V122L32 121L31 123H34V124H30L29 125V128L27 129H20L19 130V128H22V126L21 127H19V128H17V126H19V123H17L18 125L16 126V128H14L15 129V131L14 130H12V132H15L14 133V135H15V139H13V140H15V141H17V143L20 145V147L21 148H17L18 150L19 149H21V156L19 157V159L21 158V160H22V163L23 164H21V168L23 167V165H29V166H32V164L34 163V162H36V159H37V161H38V157H39V152L41 153V151H39L38 153H37V155H38V157L36 158V154H32L33 152L35 153V151L34 150H37L38 149V147H37V149H33L32 151L33 152H31V147L30 146H33V147H35L36 148V145L38 144V145H40L41 147H43V148H46V147H49V148H51V146L50 145H52L53 143V139H54V137H55V135H54V137H53V130H52V132H51V130L49 131V130H47L46 128H45V124H44V120H43V124L41 123V125H39V124H36ZM48 122V121H47ZM53 122V123H54ZM74 122V123H75ZM84 122V121H83ZM82 122V123H83ZM87 121H85L84 123H86ZM91 122H94V121H89V123H91ZM105 122H107L108 123V119H107V121H105V119H104V124H105ZM112 121H110L109 123H111ZM130 122V124H132ZM138 122V121H137ZM138 122V123H139ZM146 122H145V124H146ZM218 122V121H217ZM220 122V121H219ZM225 122V121H224ZM233 122V121H232ZM236 122V121H235ZM257 122V121H256ZM15 123V122H14ZM15 123V124H16ZM26 123V122H25ZM52 123V124H53ZM57 123V122H56ZM78 123V122H77ZM77 123H75V126H76V124ZM80 123V122H79ZM99 123H100V121H99ZM106 123V124H107ZM109 123H108V125H105L107 128L109 127L110 128V126H109ZM115 123V122H114ZM118 123V122H117ZM119 123H120V121H119ZM128 123V122H127ZM148 123V122H147ZM170 123H173V122H171L170 121ZM203 123V122H202ZM202 123H201V125H202ZM213 123H215V122H213ZM27 124V123H26ZM58 124H57V126H58ZM94 124V123H93ZM104 124H102L103 126H104ZM129 124V123H128ZM127 124V125H128ZM134 124H135V122H134ZM149 124L148 125H146L147 127H149ZM178 124V123H177ZM176 124V125H177ZM194 124H196V122L194 123ZM199 124H200V122H199ZM204 124V123H203ZM207 124V123H206ZM212 124V123H211ZM219 124V123H218ZM226 124H228V123H226ZM226 124H225V128H226ZM233 124V123H232ZM232 124H230V126L232 125ZM23 125H25L24 123H23ZM56 124H54V126H55ZM59 125V126H60ZM78 125V127H79V125L80 124H77ZM87 125H88V123H87ZM101 124L99 125V130L97 131V132H99L100 131V129L103 127ZM116 125V124H115ZM139 125V124H138ZM138 125H136V126H138ZM144 125V124H143ZM142 124H141V130H142V126H143ZM151 126H152V124H150ZM174 125V127H175V124H173ZM198 125V124H197ZM209 125H210V123H209ZM215 125H217V124H215ZM220 125V124H219ZM15 126V125H14ZM49 126V125H48ZM48 126H47V128H48ZM53 126V127H54ZM85 126V125H84ZM90 126V124L88 125V127ZM92 126H94V125H92ZM102 126V127H101ZM112 126V125H111ZM118 126V125H117ZM119 126H123V125H121V123H120V125ZM169 126V131H171L170 130V124L168 125ZM172 126V125H171ZM194 126V125H193ZM200 126V125H199ZM198 126V127H199ZM223 126V125H222ZM229 126V125H228ZM234 126H236V125H234ZM233 126V127H234ZM248 126V125H247ZM7 127H9V126H7ZM25 127H26V125H25ZM77 127V126H76ZM77 127V128H78ZM87 127V126H86ZM91 127V126H90ZM96 127V126H95ZM113 127H115V126H113ZM126 127H128V126H126ZM130 127V126H129ZM131 127H132V125H131ZM135 127V126H134ZM140 127V126H139ZM147 127H145L144 128V126H143V129H149V128H147ZM159 127V126H158ZM163 127V126H162ZM166 127V126H165ZM192 127V126H191ZM195 127V126H194ZM210 127H211V134H212V136L214 137V136H216L217 137V135H218V130H220L221 129V127L219 126V128L220 129H215V128H217V127H215L214 125H213V127L210 125ZM209 127V128H210ZM215 127V128H214ZM233 127H231V128H233ZM237 127V126H236ZM239 127H240V125H239ZM105 128V127H104ZM106 128V132H108L109 131V128L107 129ZM112 128V127H111ZM117 128L118 127H116V130H117ZM166 128H168V127H166ZM179 128V127H178ZM201 128V127H200ZM235 128V127H234ZM258 128V127H257ZM13 129V128H12ZM54 129H55V127H54ZM56 129H57V127H56ZM103 129V128H102ZM113 129V128H112ZM112 129H110V130H112ZM119 129V128H118ZM120 129H121V127H120ZM119 129V130H120ZM124 129H126V128H124ZM151 129V128H150ZM155 129V131H151V132H153V133H151L150 135H151V137H152V134H155L156 133V131H158V129H156V128H154ZM164 129V128H163ZM174 129V128H173ZM172 129V130H173ZM176 129V128H175ZM192 129H194V128H192ZM203 129V128H202ZM230 129V128H229ZM243 129V128H242ZM255 129H256V127H255ZM59 130V129H58ZM97 130V129H96ZM104 131H105V129H103ZM108 130V131H107ZM114 131L115 133L117 132V131ZM128 130V128L126 129V130H124L125 132ZM131 130H133V129H131ZM130 130V131H131ZM138 130V129H137ZM137 130L135 129L134 130V132L133 133H135L136 132V134H138L137 133ZM177 130V129H176ZM175 130V131H176ZM179 130H181V129H179ZM198 130H199V128H198ZM234 130V129H233ZM232 130V131H233ZM244 130V129H243ZM59 131H62V129L61 130H59ZM93 131V130H92ZM94 131H95V129H94ZM94 131H93V133H94ZM102 131V130H101ZM104 131H102V132H104ZM129 131V130H128ZM142 131H144V130H142ZM142 131H140V132H142ZM165 131V130H164ZM188 132H189V130H187ZM229 131V130H228ZM231 131V133H233ZM25 132H28L29 134H32V133H34V135L32 136V137H30V136H27L26 135V133ZM96 132V133H97ZM122 132V131H121ZM124 132V133H125ZM139 132V131H138ZM148 132V131H147ZM147 132H146V134H147ZM155 132V133H154ZM159 133H162V132H160V130L158 131ZM166 132H168V131H166ZM220 132L222 133V129L220 130ZM225 132V131H224ZM95 133V134H96ZM109 133V132H108ZM111 133V132H110ZM110 133H109V137L111 136L110 135ZM118 134H119V132H117ZM127 133H129V132H127ZM133 133H131L130 135L131 136H133L132 134ZM170 133H172V132H170ZM180 133V132H179ZM179 133L177 132V135H175V137L177 136V139L179 140ZM190 133H191V131H190ZM228 133L229 132H227V133H225L226 135H228ZM13 134V133H12ZM55 134V133H54ZM59 134V135H58ZM94 134V135H95ZM98 134V133H97ZM102 134V133H101ZM103 134H106L105 132L103 133ZM136 134H134V136L136 135ZM142 134V133H141ZM144 134V133H143ZM142 134V137L144 136ZM145 134V135H146ZM149 134V133H148ZM157 134V133H156ZM155 134V135H156ZM164 134H166V133H164ZM164 134L163 135H160L161 137H165L164 136ZM175 134H176V132H175ZM188 134V133H187ZM207 134H208V132H207ZM210 134V133H209ZM208 134V135H209ZM115 135V134H114ZM122 135V133L120 134V136ZM124 135H126V134H124ZM149 135V136H150ZM154 135V136H155ZM166 135H168L169 136V133L168 134H166ZM170 135H172V134H170ZM173 135H174V133H173ZM185 135H186V133H185ZM194 135V134H193ZM207 135V136H208ZM241 135V134H240ZM261 135H262V133H261ZM76 136H78V137H76ZM88 136V138H89V136L90 135H87ZM96 136H98V135H96ZM99 136H100V134H99ZM96 137L97 139H94L93 137H92V135H91V137L94 139V140H96V143L98 142V140H100L99 138L100 137ZM107 135H105V137H103L104 139L105 138H107L106 137ZM113 136V135H112ZM116 136H117V134H116ZM119 136V135H118ZM136 136H138V138L140 137V134H138V135H136ZM148 136V135H147ZM154 136H153V138H154ZM206 136V137H207ZM234 136V135H233ZM236 134H235V138H236ZM253 136V135H252ZM10 137V136H9ZM12 137V136H11ZM10 137V138H11ZM53 137V138H52ZM58 137H56V139L58 138ZM141 137V138H142ZM156 137H158V135L156 136ZM155 137V139H150V137H148L149 138V141L150 140H152V141H156L155 142V144L154 145H161L163 142L161 141V139L160 138H156ZM171 137V136H170ZM172 137H174V136H172ZM171 137V138H172ZM182 137H184V136H182ZM181 137V138H182ZM202 137V136H201ZM205 137V139H207ZM216 137H215V139H216ZM227 137H230V134L227 136ZM237 137H240V136H237ZM249 137V136H248ZM258 137V136H257ZM5 139V141H7L6 140V138L7 137H4ZM113 138H115V136H113ZM117 138H119V137H117ZM123 138L124 139H126L125 138V136H123ZM136 138L137 137H135V140H136ZM138 138H137V140H138ZM147 138V137H146ZM145 138V139H146ZM147 138V139H148ZM166 138H168V141L171 139H169V137H167L166 136ZM203 138V137H202ZM209 138V137H208ZM9 139V138H8ZM59 139H57L58 140V142H59ZM80 139V140H79ZM87 139V138H86ZM110 139H112V137H110L107 141L108 142H110ZM131 137H130V140L129 139H126V140H129V142L131 141ZM146 139V140H147ZM163 139V138H162ZM174 139L175 138H173V142H174ZM196 139H199V138H196ZM210 140H211V137L209 138ZM219 139L220 138H218L217 140L219 141ZM225 139V138H224ZM233 139V138H232ZM239 139V138H238ZM237 139V140H238ZM248 139V138H247ZM1 140V139H0ZM89 140H90V138H89ZM89 140H84L85 142H79L78 144H79V149L78 150H81L78 154H79V156L81 157V159H82V161L85 163V161L90 157V155H92L93 153H92V150H90L91 148H95V147H93L95 144H93V143H89L88 141ZM92 140V139H91ZM135 140H134V142H135ZM167 140V139H166ZM165 139H164V143H165V141H166ZM178 140H177V142H176V139H175V142H176V144L175 145H177V147H178V145L180 144V143H178ZM184 139L182 138V140L181 141H183ZM185 140H186V138H185ZM189 140V139H188ZM187 140V141H188ZM203 140V139H202ZM202 140H200V142L202 141ZM214 140V139H213ZM226 140H227V138H226ZM230 140H231V137H230ZM237 140H235V141H237ZM15 141H12V142H15ZM55 141V140H54ZM106 141V140H105ZM119 141H120V139H119ZM152 141H151V143H152ZM194 141H196V140H194ZM215 141V140H214ZM217 141V142H218ZM223 141V139L221 140V142ZM232 141H234V140H232ZM244 141V140H243ZM245 141H247L246 139H245ZM10 141L8 140L6 143H9ZM91 142V141H90ZM101 142H103L102 144L103 145H105V143H106V145L105 146H107V143L108 142H105L104 143V141H100V144L98 143V144H96V145H101ZM111 142H113V139H112V141ZM121 142H123V141H121ZM133 142V141H132ZM138 142H139V140H138ZM143 142V141H142ZM144 142H146V141H144ZM148 142V141H147ZM170 142V141H169ZM184 142V141H183ZM182 142V143H183ZM191 142L192 141H190V145H191ZM197 142H199V141H197ZM203 142H205L206 143V140L204 141H202V143ZM209 142H211V141H209ZM220 142V143H221ZM224 143H226V141H223ZM2 143V142H1ZM52 143V144H51ZM56 143V142H55ZM54 143V145H56ZM76 143V142H75ZM83 143V144H82ZM123 143H125V142H123ZM128 143V141L126 142V144ZM136 143V142H135ZM140 143V142H139ZM150 143V144H151ZM188 142H186V144H187ZM219 143V144H220ZM230 143H231V141H230ZM230 143L228 144V141H227V146H230ZM232 143H234L235 144V142H232ZM236 143H238V141L236 142ZM241 143H243V142H241ZM250 143V142H249ZM248 143V144H249ZM259 143V142H258ZM257 143V144H258ZM10 144V143H9ZM8 144V145H9ZM77 144V143H76ZM75 144V145H76ZM91 144H93V146L91 145ZM109 144V143H108ZM116 144V143H115ZM114 144V145H115ZM122 143H120V146L122 147L123 145H125V144H122ZM130 145V147L133 145H131V143H129ZM138 144V143H137ZM137 144H135V145H137ZM142 144H145V143H142ZM147 144V143H146ZM149 144V143H148ZM166 145L165 146H162V149L164 148V147H166L167 146V142L165 143ZM185 144V145H186ZM207 144V143H206ZM205 144V145H206ZM234 144H232V145H234ZM254 144H255V142H254ZM1 145V144H0ZM5 145V144H4ZM7 145V146H8ZM17 144H15V146H16ZM139 145H141V144H139ZM153 145V144H152ZM154 145L152 146L153 147V149H154ZM164 145V144H163ZM168 145H169V143H168ZM174 145V146H175ZM190 145H189V147H190ZM195 145V144H194ZM203 145V144H202ZM216 144H215V142H213V149H214V151H215V148H218V143H217V147L215 146ZM225 146H226V144H224ZM223 145V146H224ZM231 145V146H232ZM236 145V144H235ZM242 145V144H241ZM240 145V146H241ZM243 145H245V144H243ZM242 145V146H243ZM253 145V144H252ZM18 146V145H17ZM16 146V147H17ZM91 147V148H88V147ZM109 146V145H108ZM107 146V147H108ZM116 146H118V142H117V145ZM116 146H114V147H116ZM127 147H128V145H126ZM145 146V145H144ZM143 146V147H144ZM151 145H149V148H151L150 147ZM171 146H173V144L171 143ZM170 146V147H171ZM173 146V150H175L174 147ZM196 146H198V145H196ZM209 146H211L210 145V143H209ZM231 146H230V148H231ZM239 146V145H238ZM241 146V147H242ZM247 146V145H246ZM110 147V146H109ZM120 147V148H121ZM125 147V146H124ZM129 147V148H130ZM134 147V146H133ZM138 147V146H137ZM156 147V146H155ZM188 147V149H190ZM202 147V146H201ZM206 147V146H205ZM207 147H208V145H207ZM248 147V146H247ZM1 148V147H0ZM42 148V149H43ZM54 148V147H53ZM97 148V147H96ZM103 148H105V147H102V148H100V150H102ZM118 148V147H117ZM126 148V147H125ZM128 148V149H129ZM149 148H147V149H149ZM167 148V147H166ZM187 148V147H186ZM235 148H237V147H235L234 146V149ZM242 148H244L243 150H242ZM242 148H240V150H242V151H240V150H238V151H240L241 152V154H239V152H237L236 150V152L239 154L238 156H239V158L241 159V161L243 160V159H245L246 160V166H244V164H243V166H239L238 165V169H239V167L242 169V172L241 171H239L238 169V173H242V174H240V175H238L236 172V169H235V171H232V172H235L233 175H231V173L229 174V166L232 164V163H230V165L229 166H225L226 168L228 167V169L226 170L225 169V167H221L220 168V166H221V162H219L218 161V163H220V166H219V168L222 170L223 168L225 169H223L222 171H228L227 173H228V175L226 174V173H224V177L223 178H206V177H193V175H192V177L191 176H185V175H183V176H180V174L179 175H172V176H170V180H169V178L168 179H166V181H164V183L165 182H167V183H165V185H164V187L163 188H161L162 190H163V193H161L162 194V196H161V198H163L162 200H163V203H164V209H163V212H162V214H163V220H164V222H165V226H164V232H163V237H164V239H165V247H164V249H163V261H164V264H264V175H262L261 174V172H258V171H256L255 172V174H253V171H252V165H253V162H252V165L250 166V159H252V158H250V157H253V156H250V154H249V152H248V150H246L245 149V147H242ZM87 149H89L90 150V155H88V153H87ZM112 149V148H111ZM127 149V150H128ZM134 149V148H133ZM135 149H137L136 147H135ZM133 150V151H136V150ZM144 149H146V148H144ZM152 149V148H151ZM152 149V150H153ZM157 149V147L154 149V151ZM172 150L171 148H169L168 147V150ZM177 149H179V148H176V152H172V153H174V154H171V151H170V153L168 154L169 156L168 157H170L171 158V156H172V158L171 159H174L173 157H179V154H181V152L180 153H178L179 151L177 150ZM181 149H183L184 150V147L182 148L181 147ZM192 149V148H191ZM204 149V148H203ZM202 149V151H205L206 149H207V151L210 149H208V148H205V150H203ZM212 149V150H213ZM221 149V151H222V155H224V153H227V154H229V155H227V156H231L232 155V153H233V151H234V149H233V146H232V149H233V151H232V149L229 151V149H228V147H220L219 148V150ZM238 149V148H237ZM248 149V148H247ZM255 149V148H254ZM256 149H257V147H256ZM4 150V149H3ZM38 150H40V148L38 149ZM37 150V151H38ZM97 150H98V148H97ZM122 150V149H121ZM131 148H130V150H128V151H130V153H126V154H131L132 156H133V154L131 153ZM142 150V149H141ZM164 150V149H163ZM167 149H165V151L167 152L168 151ZM172 150V151H173ZM218 150V149H217ZM219 150H218V153H220L219 152ZM252 151H253V148L251 149ZM43 151H45L44 149H43ZM99 151V150H98ZM98 151H96L95 152V156H97L99 159H100V157L101 156H98V155H96L97 154V152ZM103 151V150H102ZM117 151H118V149H117ZM147 150H145V152H146ZM151 151V150H150ZM150 151H148L149 153H152V151L150 152ZM159 151V150H158ZM188 151H190V150H188ZM194 151H198L197 149L195 150L194 149ZM207 151H206V153L205 154H210L211 155V153H213L212 151H211V149H210V152L209 153H207ZM100 152V151H99ZM104 152V151H103ZM112 152H113V150H112ZM115 152V151H114ZM125 152V151H124ZM139 152V150L137 149V153ZM142 151H140V153H141ZM144 152V153H145ZM157 151H155V153H156ZM166 152H164V153H166ZM183 153H184V151H182ZM19 153H20V151H19ZM92 153V154H91ZM119 153V152H118ZM120 153H121V151H120ZM182 153V154H183ZM199 153H200V151H199ZM237 153H235V156L236 157H238L236 154ZM251 153V152H250ZM264 153V152H263ZM4 155H5V153H3ZM45 154V153H44ZM100 155H102L101 154V152L99 153ZM105 154V153H104ZM112 154V153H111ZM136 154V153H135ZM139 154V153H138ZM147 153H145V155H146ZM158 154H159V152H158ZM157 154V155H158ZM166 154V155H167ZM170 154H171V156H170ZM182 154H181V156H182ZM189 154V153H188ZM187 154V155H188ZM192 154V157L189 159V160H191L192 159V161H193V164H194V162L195 161H197L196 159H197V155H196V157H194V155H193V153H191ZM196 154V153H195ZM198 154V153H197ZM202 154V152L198 155V157L200 156ZM204 154V155H205ZM234 154V153H233ZM255 154V153H254ZM46 155H48V154H46ZM93 155V156H94ZM116 155V154H115ZM121 155V154H120ZM120 155H119V157H120ZM145 155H140V157H145ZM151 155V154H150ZM149 155V156H150ZM152 155H154V153L152 154ZM152 155H151V158H152ZM160 155V154H159ZM163 155V154H162ZM165 155V154H164ZM165 155V156H166ZM209 155V156H210ZM218 155V154H217ZM252 155V154H251ZM260 155V154H259ZM263 155V154H262ZM0 156H1V153H0ZM41 156V155H40ZM89 156V157H88ZM92 156V157H93ZM110 156H112V155H110ZM118 156V155H117ZM128 156V155H127ZM139 156V155H138ZM161 156V155H160ZM159 156V157H160ZM183 156H185V154H183ZM202 156L203 155H201V158L200 159H202ZM226 156V157H227ZM233 157H234V155H232ZM96 157V160H95V162H97V160L99 161V159ZM102 157H103V155H102ZM115 157V156H114ZM122 157V156H121ZM129 158H130V156H128ZM139 157V158H140ZM147 157V156H146ZM155 157H156V154H155ZM162 157V156H161ZM159 158L160 160H162V158ZM189 157V156H188ZM205 157V156H204ZM203 157V158H204ZM213 157H214V154H213ZM219 157H222L221 155L219 156ZM225 157V158H226ZM256 157V156H255ZM254 157V158H255ZM259 157V156H258ZM2 158V157H1ZM0 158V159H1ZM117 158V157H116ZM135 158V157H134ZM148 158V157H147ZM147 158H145V159H147ZM163 158H165L164 156H163ZM194 158H196V159H194ZM206 158H207V156H206ZM205 158V159H206ZM215 158L217 159L218 157L217 156H215ZM229 158V157H228ZM243 158V159H242ZM250 158V159H249ZM4 159V158H3ZM2 159V161L4 162V160ZM35 159V161L32 163V161ZM93 160H94V157L92 158ZM91 159V160H92ZM102 159V158H101ZM100 159V160H101ZM106 159H108V158H106ZM114 159V158H113ZM112 159V160H113ZM119 159V158H118ZM130 159H132V157L130 158ZM129 159V160H130ZM145 159H143L144 161L143 162H145ZM153 159V158H152ZM157 159V158H156ZM166 159V158H165ZM176 159V158H175ZM195 161H194V160ZM209 159V158H208ZM208 159H206V160H208ZM212 159V158H211ZM220 159H224V158H220ZM231 159L233 160V158L231 157ZM231 159H229V162H232V161H230ZM91 160H88V163L89 164H91V162H89V161H91ZM104 160V159H103ZM116 161H117V159H115ZM135 160H137V161H139V163H140V160L139 159H134V161H132V162H135L136 164H137V161H135ZM148 160H150V158H148ZM148 160H147V163H149V162H151V161H149L148 162ZM155 160V159H154ZM158 160V159H157ZM164 160V159H163ZM162 160V161H163ZM167 160H168V158H167ZM182 160V159H181ZM184 160V159H183ZM203 161H201L202 163L204 162V164H205V161H204V159H202ZM214 160V159H213ZM227 160V159H226ZM234 160H235V158H234ZM115 161V162H116ZM124 161V160H123ZM174 162L173 163H175L176 161L175 160H173ZM180 161V160H179ZM187 161V160H186ZM186 161H184V162H186ZM192 161H190L191 163H192ZM198 161H199V159H198ZM197 161V162H198ZM208 161H210V160H208ZM208 161H206V165L205 166H207V162ZM215 161V160H214ZM222 161V160H221ZM223 161H225V160H223ZM223 161H222V163H223ZM250 161V162H249ZM252 161H254L253 159H252ZM261 161V160H260ZM1 162V161H0ZM39 162V161H38ZM38 162H37V164H38ZM101 162V161H100ZM100 162H97V164L95 165V166H99L98 168H99V170H101L100 169ZM111 162V161H110ZM131 162V161H130ZM131 162V163H132ZM142 162V161H141ZM156 162V161H155ZM168 162V161H167ZM199 163L198 162V164H199V166L202 164V163ZM228 162V163H229ZM240 162V161H239ZM21 163V162H20ZM83 163V164H84ZM86 163H87V161H86ZM88 163L86 164V165H88ZM99 163V164H98ZM121 163V162H120ZM123 163V162H122ZM153 163V162H152ZM151 163V164H152ZM165 163V162H164ZM169 163V162H168ZM181 163H182V161H181ZM196 163V162H195ZM210 163V162H209ZM217 163V162H216ZM215 163V164H216ZM224 163H227V161L226 162H224ZM235 162H233V164H234ZM243 163V162H242ZM93 164H95L94 162H93ZM125 164L126 163H124V166H123V168L125 167ZM129 164V163H128ZM127 164V165H128ZM134 164V163H133ZM142 164V163H141ZM150 164V165H151ZM161 164H163V163H161ZM166 164V163H165ZM204 164H202V165H204ZM239 164V163H238ZM34 165V168L37 166L36 165V163L35 164H33ZM36 165V166H35ZM42 165H44V167H45V164H42ZM86 165H84L85 167H86ZM114 165V164H113ZM126 165V166H127ZM131 165V164H130ZM139 165V164H138ZM144 165L145 164H143V165H139V166H142V167H144ZM149 165V164H148ZM149 165V166H150ZM153 165H154V163H153ZM153 165H152V168H153ZM167 165V164H166ZM188 165V164H187ZM211 165V164H210ZM219 165V164H218ZM225 165V164H224ZM241 165V164H240ZM2 166H4V165H2ZM8 166H11V165H9L8 164ZM89 166V165H88ZM86 167V168H88V170H89V168H90V166L89 167ZM102 166V165H101ZM118 166V165H117ZM133 166V165H132ZM178 165H175V167H177ZM193 166V165H192ZM191 166V167H192ZM204 166V167H205ZM5 167V166H4ZM7 167V166H6ZM38 167V166H37ZM36 167V168H37ZM39 167H40V165H39ZM112 167V166H111ZM147 167V166H146ZM146 167H144V168H146ZM151 167V166H150ZM150 167H148V168H150ZM155 167H156V165H155ZM154 167V168H155ZM174 167V169H176ZM185 167V166H184ZM198 167V166H197ZM201 167V166H200ZM200 167H198V169L200 168ZM203 167V168H204ZM210 167H212V165L210 166ZM210 167H208V169L210 168ZM215 167V165H213V168ZM235 167H236V164H235ZM251 167V168H250ZM263 167V166H262ZM14 168V167H13ZM13 168L11 169L12 171H13ZM18 168H20V167H18ZM20 168V169H21ZM28 168V167H27ZM30 168H32V167H30ZM30 168H28L29 170H30ZM36 168L34 169V170H36ZM104 168H105V166H104ZM117 167H115V169H116ZM127 168H131L130 166H128ZM138 168V167H137ZM136 168V171L138 170ZM147 168V170H151V169H148ZM153 168V169H154ZM157 168V167H156ZM182 168V167H181ZM231 168H233L232 166H231ZM231 168H230V172H231ZM256 168V167H255ZM0 169H1V171L3 170L2 168H1V166H0ZM6 169V168H5ZM39 168H37V170H38ZM111 169V168H110ZM110 169L108 168V173L110 172L111 173V171H110ZM133 170H134V167L132 168ZM179 169V168H178ZM201 169V168H200ZM216 169H218L217 168V166H216ZM234 169V168H233ZM10 168L9 167H7V169H6V171H8V174L10 173ZM15 170V169H14ZM29 170L27 171V173L29 172ZM37 170H36V172H37ZM92 170H93V167H92ZM131 170V169H130ZM130 170H127L128 171V173L130 172ZM142 170V169H141ZM156 170V169H155ZM177 170V169H176ZM176 170H174V171H176ZM180 170V169H179ZM203 170V169H202ZM209 170H211V169H209ZM209 170H207V172L209 171ZM258 170V169H257ZM16 171V170H15ZM94 171V170H93ZM113 171V170H112ZM115 171V170H114ZM112 172V174L113 173H117V172ZM132 171V170H131ZM142 171H145L144 169L142 170ZM142 171H137L136 172V174L138 173V172H142ZM173 171V172H174ZM195 171H197L196 169H195ZM203 171H205V169L203 170ZM202 171V172H203ZM213 170H211V172H212ZM218 171V170H217ZM23 172H24V170H23ZM31 172V171H30ZM32 172H35V171H32ZM90 172H91V169H90ZM100 172V171H99ZM105 173V171H103L102 170V173ZM106 172V173H107ZM134 172H135V170H134ZM153 172H155V171H153ZM179 172V171H178ZM184 172V171H183ZM187 172V171H186ZM191 172V171H190ZM199 172V171H198ZM206 171H205V173L204 174H206L207 173ZM210 172V171H209ZM214 172V171H213ZM4 173V172H3ZM12 173V172H11ZM14 173V172H13ZM92 173V172H91ZM103 173V174H104ZM105 173V174H106ZM144 173H146V172H144ZM188 173V175H190L189 174V172H187ZM219 173V172H218ZM5 174V173H4ZM22 174V173H21ZM88 174H89V172H88ZM103 174H101L100 173V175H102V177H103V179H104V176H103ZM104 174V175H105ZM107 175L109 178H111V176L112 177H114L113 175H115V174H113V175ZM148 174H149V171H148ZM151 174V173H150ZM176 174H178V173H176ZM184 174H185V172H184ZM192 174V173H191ZM199 174V173H198ZM202 173H201V171H200V175H201ZM237 174V175H236ZM10 175V174H9ZM17 175V174H16ZM23 175V174H22ZM28 175H30V174H28ZM134 175H135V173H134ZM140 175V176H139ZM138 175V177L140 178L142 175H143V172H142V174L140 173ZM209 175V174H208ZM207 175V176H208ZM214 175H216V173L214 174L213 173V176ZM225 175H227V177H229L230 175L232 176V177H229V178H226V176ZM202 176H205V175H203L202 174ZM221 176H223V175H221ZM16 177V176H15ZM27 177V174H26V176H25V178ZM101 177V176H100ZM99 177V179H101ZM142 177H144V176H142ZM142 177H141V179H142ZM20 174H19V177H18V180L20 181ZM29 178H30V176H29ZM29 178L27 177L26 179L27 180H29ZM16 179H17V177H16ZM31 179V178H30ZM32 179H34L33 177H32ZM31 179V180H32ZM98 179V180H99ZM7 180V179H6ZM8 180H10V179H8ZM14 180H15V178H14ZM26 180V181H27ZM31 180H29L28 182L30 183L31 182ZM167 180H169V181H167ZM33 181V180H32ZM99 181H101V180H99ZM4 182V181H3ZM9 182H11V181H9ZM23 182H24V179H23ZM23 182H22V184H23ZM102 182V181H101ZM101 182H97V183H101ZM14 183V182H13ZM103 183H104V181H103ZM103 183H101L99 186L100 187H102L101 185L103 184ZM107 183H108V181L106 182V185H107ZM21 184V185H22ZM109 186L111 187V184H110V181H109ZM12 185V184H11ZM27 187L29 186L28 185V183L27 184H25ZM105 184H103V186H104ZM3 186H4V184H3ZM113 184H112V188H113ZM15 187H16V185H15ZM22 187V186H21ZM20 187V188H21ZM105 187V186H104ZM104 187H102V188H104ZM109 187V188H110ZM115 187V186H114ZM6 188V187H5ZM14 188V187H13ZM23 188V187H22ZM29 188H30V186H29ZM97 188H98V186H97ZM102 188H100L101 190H103ZM107 188H108V185H107ZM111 188V189H112ZM99 189V190H100ZM114 189V188H113ZM7 190V189H6ZM20 190V189H19ZM29 190V189H28ZM98 190V189H97ZM99 190H98V192H99ZM100 190V191H101ZM108 190H110V189H108ZM161 190V191H162ZM13 191V190H12ZM16 191V190H15ZM114 191H115V189H114ZM17 192V191H16ZM97 192V193H98ZM103 192V191H102ZM109 193V191H105L104 193ZM117 192H118V189H117ZM13 193H14V191H13ZM19 193H20V191H19ZM107 193V194H108ZM16 194V193H15ZM14 194V195H15ZM110 194V193H109ZM12 195V194H11ZM112 195H114L113 197H115V193L114 194H112ZM111 195V196H112ZM117 196V195H116ZM110 197V196H109ZM136 197H137V194H136ZM135 197V198H136ZM139 197V196H138ZM117 198H120V197H118L117 196ZM117 198H115V199H117ZM135 198H134V200H135ZM113 199V198H112ZM115 199H113V202L114 203H116L115 201H117V200H115ZM139 199H140V197H139ZM109 200V199H108ZM108 200H107V202H108ZM141 200V199H140ZM110 201V200H109ZM137 202V204H138V200H136ZM95 202V201H94ZM112 201H111V203H113ZM131 202V201H130ZM96 203V202H95ZM109 204L108 205H110V202H108ZM113 203V204H114ZM118 203V202H117ZM139 203H142V201L141 202H139ZM97 204V203H96ZM112 204V205H113ZM129 204H132L133 205V203L131 202V203H129ZM129 204H128V206H129ZM135 205V204H134ZM163 205V204H162ZM118 206H120V205H118ZM139 208H140V205L138 204L137 205ZM130 207V206H129ZM135 207H136V205H135ZM131 208V207H130ZM134 208V207H133ZM135 209V208H134ZM136 210V209H135ZM139 210V209H138ZM160 212H161V210H160ZM107 215H108V213H107ZM109 216H110V213H109ZM136 215H133V217H135ZM138 217V216H137ZM136 217V218H137ZM106 219L108 218V216L107 217H105ZM136 218H133V221L136 219ZM159 218V217H158ZM162 218H160L159 220H161ZM140 220H141V218H139ZM139 219H136V221L137 220H139ZM159 220H158V222H159ZM162 220V221H163ZM161 221V222H162ZM142 222H144V220H142ZM91 230H93L95 233L97 232V230H95V229H91ZM93 231H92V234H94L93 233ZM163 231V230H162ZM97 234V233H96ZM137 235H138V233H137ZM136 235V236H137ZM162 235H160V237L162 236ZM140 235H138L137 237H139ZM134 237V236H133ZM150 237V236H149ZM140 238V237H139ZM147 238V237H146ZM135 239V238H134ZM137 239V238H136ZM136 239H135V241H136ZM163 239V238H162ZM138 240V239H137ZM145 240V239H144ZM7 244V243H6ZM66 247H68L67 245H66ZM124 247V246H123ZM124 249H125V247H124ZM127 250H128V248H127ZM147 251V250H146ZM155 254H157L158 255V253H156L155 252ZM146 255V254H145ZM147 256H148V253H147ZM150 256V255H149ZM8 256H6V259H10V260H12L11 258H7ZM155 257V256H154ZM149 257H147V259H148ZM5 259V258H4ZM87 259V258H86ZM89 259V258H88ZM92 259V258H91ZM96 259H97V257H96ZM79 260L80 259H77L76 261H78L79 262ZM82 260H84L85 261V259H82ZM99 260V259H98ZM149 260V259H148ZM75 261V260H74ZM75 261V262H76ZM84 261H82L83 263H84ZM94 261V260H93ZM93 261H92V263H93ZM74 262V263H75ZM77 262V263H78ZM81 262V263H82ZM100 262V261H99ZM156 262V261H155ZM86 263V262H85ZM94 263H95V261H94ZM97 263V262H96ZM162 263V262H161ZM69 264V263H68ZM70 264H73V262L72 263H70ZM76 264V263H75ZM89 264H91L90 263V260H89ZM101 264H102V262H101Z\"/></svg>","mask_w":264,"mask_h":264}]
</instances>
